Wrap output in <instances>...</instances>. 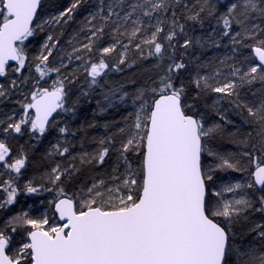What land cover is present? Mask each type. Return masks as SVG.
Here are the masks:
<instances>
[{"label":"snow or ice","instance_id":"1","mask_svg":"<svg viewBox=\"0 0 264 264\" xmlns=\"http://www.w3.org/2000/svg\"><path fill=\"white\" fill-rule=\"evenodd\" d=\"M0 264H264V0H0Z\"/></svg>","mask_w":264,"mask_h":264},{"label":"trees","instance_id":"2","mask_svg":"<svg viewBox=\"0 0 264 264\" xmlns=\"http://www.w3.org/2000/svg\"><path fill=\"white\" fill-rule=\"evenodd\" d=\"M31 199V198H30Z\"/></svg>","mask_w":264,"mask_h":264}]
</instances>
